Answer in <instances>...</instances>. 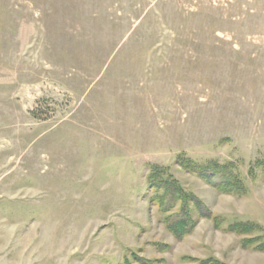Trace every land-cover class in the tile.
<instances>
[{
  "label": "rangeland",
  "instance_id": "rangeland-1",
  "mask_svg": "<svg viewBox=\"0 0 264 264\" xmlns=\"http://www.w3.org/2000/svg\"><path fill=\"white\" fill-rule=\"evenodd\" d=\"M180 155L264 160V0H0V264H264L213 220L264 228V174L220 193ZM152 165L211 216L170 231Z\"/></svg>",
  "mask_w": 264,
  "mask_h": 264
},
{
  "label": "trees",
  "instance_id": "trees-1",
  "mask_svg": "<svg viewBox=\"0 0 264 264\" xmlns=\"http://www.w3.org/2000/svg\"><path fill=\"white\" fill-rule=\"evenodd\" d=\"M178 163L212 185L218 192L244 196L248 193L246 179L255 180L264 174V160L259 159L250 165L247 174L243 175L240 164L235 161L208 159L204 162L180 155ZM151 202L158 205L166 215L163 221L167 228L177 237L190 233L200 218L210 217L211 211L192 191L187 190L171 172L169 166L152 165L148 175ZM179 207L173 211L176 205ZM196 213V217L194 216ZM215 227L243 236L241 244L244 248L264 253V228L252 221H230L218 215L213 216ZM191 260V261H190ZM190 264H222L216 258L194 259Z\"/></svg>",
  "mask_w": 264,
  "mask_h": 264
}]
</instances>
